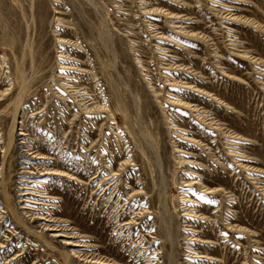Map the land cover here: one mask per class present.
<instances>
[{"label": "rangeland", "instance_id": "rangeland-1", "mask_svg": "<svg viewBox=\"0 0 264 264\" xmlns=\"http://www.w3.org/2000/svg\"><path fill=\"white\" fill-rule=\"evenodd\" d=\"M0 264H264V0H0Z\"/></svg>", "mask_w": 264, "mask_h": 264}, {"label": "bare ground", "instance_id": "bare-ground-1", "mask_svg": "<svg viewBox=\"0 0 264 264\" xmlns=\"http://www.w3.org/2000/svg\"><path fill=\"white\" fill-rule=\"evenodd\" d=\"M64 257V256H63ZM66 257V256H65ZM65 260H67V258H65Z\"/></svg>", "mask_w": 264, "mask_h": 264}]
</instances>
